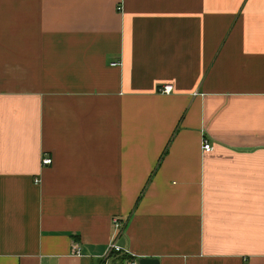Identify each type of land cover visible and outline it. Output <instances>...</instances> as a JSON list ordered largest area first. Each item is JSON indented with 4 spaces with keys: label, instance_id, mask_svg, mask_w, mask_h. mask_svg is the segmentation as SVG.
Here are the masks:
<instances>
[{
    "label": "crops",
    "instance_id": "1",
    "mask_svg": "<svg viewBox=\"0 0 264 264\" xmlns=\"http://www.w3.org/2000/svg\"><path fill=\"white\" fill-rule=\"evenodd\" d=\"M115 217L111 264H264V0H0V264Z\"/></svg>",
    "mask_w": 264,
    "mask_h": 264
},
{
    "label": "built area",
    "instance_id": "2",
    "mask_svg": "<svg viewBox=\"0 0 264 264\" xmlns=\"http://www.w3.org/2000/svg\"><path fill=\"white\" fill-rule=\"evenodd\" d=\"M120 8L121 7H119V9ZM172 90H173V87L171 85H164L160 88V91L163 93H170ZM203 149L205 151H211L214 149V146L211 144V142H209L207 139H205L203 142ZM52 162H53V159L50 156H45L42 159L43 165H50ZM35 181H36V183L40 182V180L38 178H36ZM113 226H114L115 236L113 237V239L108 244L107 253H106V256L104 258V264H111L110 260L115 255L129 254V250L123 249L116 242V234L120 230V227H121V221L118 217L113 218ZM73 253L75 255L81 254L80 247L77 244H74V246H73ZM131 264H137V262L133 261V262H131Z\"/></svg>",
    "mask_w": 264,
    "mask_h": 264
},
{
    "label": "water",
    "instance_id": "3",
    "mask_svg": "<svg viewBox=\"0 0 264 264\" xmlns=\"http://www.w3.org/2000/svg\"><path fill=\"white\" fill-rule=\"evenodd\" d=\"M140 264H159V260L155 258H141Z\"/></svg>",
    "mask_w": 264,
    "mask_h": 264
},
{
    "label": "trees",
    "instance_id": "4",
    "mask_svg": "<svg viewBox=\"0 0 264 264\" xmlns=\"http://www.w3.org/2000/svg\"><path fill=\"white\" fill-rule=\"evenodd\" d=\"M123 256H124V258L127 257L126 255H123Z\"/></svg>",
    "mask_w": 264,
    "mask_h": 264
}]
</instances>
